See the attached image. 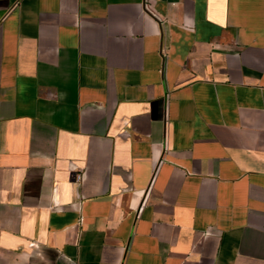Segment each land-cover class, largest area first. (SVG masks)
<instances>
[{
    "label": "crops",
    "instance_id": "0c3cea01",
    "mask_svg": "<svg viewBox=\"0 0 264 264\" xmlns=\"http://www.w3.org/2000/svg\"><path fill=\"white\" fill-rule=\"evenodd\" d=\"M0 264H264V0H0Z\"/></svg>",
    "mask_w": 264,
    "mask_h": 264
},
{
    "label": "built area",
    "instance_id": "2783aa9c",
    "mask_svg": "<svg viewBox=\"0 0 264 264\" xmlns=\"http://www.w3.org/2000/svg\"><path fill=\"white\" fill-rule=\"evenodd\" d=\"M76 180H77V181L81 180V175H80V174H78V175L76 176Z\"/></svg>",
    "mask_w": 264,
    "mask_h": 264
}]
</instances>
